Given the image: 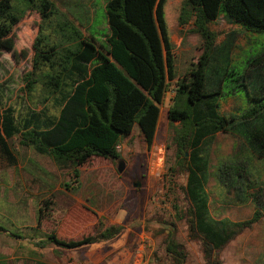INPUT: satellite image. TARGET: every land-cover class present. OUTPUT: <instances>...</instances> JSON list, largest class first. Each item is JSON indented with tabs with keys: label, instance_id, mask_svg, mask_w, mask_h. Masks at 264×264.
Instances as JSON below:
<instances>
[{
	"label": "trees",
	"instance_id": "trees-1",
	"mask_svg": "<svg viewBox=\"0 0 264 264\" xmlns=\"http://www.w3.org/2000/svg\"><path fill=\"white\" fill-rule=\"evenodd\" d=\"M19 1L35 10L43 23L56 16L51 0ZM166 2L107 0L104 10L109 35L103 43L92 36L84 37L71 23L57 28L61 38L56 41L41 29L32 45V71L23 81L28 93L39 83L58 113L51 115L43 107L28 111L18 120L11 106H2L0 94V153L13 163L8 140L19 136L21 146L51 157L61 169L72 168L73 177L78 179V168L93 158H118L116 148L120 140L130 136L134 127H138L150 148L168 83L176 78L173 45L164 18ZM185 4L179 24L192 21L194 33L202 40V54L195 67L177 80L167 111L171 125L177 123L172 138L175 169L186 175L185 186L181 187L185 208L179 217L185 221L188 238L199 242L204 263L223 264V250L260 221L264 182L254 187L255 183L247 177L245 161L220 165L219 183L231 186L238 201L251 200L254 211L241 221L213 218L205 190L209 150L215 135L228 132L264 161V64L256 73H246L252 83L251 94L246 93L249 107L237 120L221 115L220 83L225 70L218 71L220 63H212L217 35L209 23L222 17L264 36V0H185ZM23 14L17 13L13 0H0V54L13 50V29ZM257 61L258 57L251 58L248 65ZM244 88L247 90L246 85ZM262 176L264 180V168ZM64 187L74 191L67 183ZM43 204V209L37 211V227L43 219V210L49 211L52 202L46 200ZM120 231V227L112 226L75 240L61 239L51 232L41 245L51 243L72 250L110 240ZM165 251L176 264H183L184 253L174 242L171 230Z\"/></svg>",
	"mask_w": 264,
	"mask_h": 264
},
{
	"label": "rangeland",
	"instance_id": "rangeland-1",
	"mask_svg": "<svg viewBox=\"0 0 264 264\" xmlns=\"http://www.w3.org/2000/svg\"><path fill=\"white\" fill-rule=\"evenodd\" d=\"M51 1L56 16L43 23L35 10L13 0L17 13L24 14L13 29V50L0 54V94L2 106H11L18 120L28 111L43 107L51 115L58 113L39 83L28 93L23 81L32 71V45L41 29L52 41L61 38L57 28L67 23L77 27L84 37L92 36L99 43L109 35L104 10L107 0ZM184 6L185 0H167L164 6L176 78L168 83L150 148L138 127H134L130 136L120 140L116 148L118 158H93L78 168L79 177L75 179L72 168L61 169L51 157L21 146L19 136L8 140L14 162L10 163L0 153V228L3 229L0 264H9L8 259L13 257L26 264L33 259L49 264H176L165 251L169 230L184 253L183 264H205L199 242L188 238L185 221L179 217L185 208L181 187L185 186L186 175L175 169L172 138L177 123L171 125L167 119L177 80L195 67L202 54V40L194 33L192 21L179 24ZM209 27L217 35L212 63H220L219 68L223 70L218 68V71L225 70L218 112L237 120L250 105L246 93L251 94L252 83L246 73H256L264 64V36L248 32L222 17L210 22ZM254 57L258 61L248 65ZM207 75L211 77V72ZM118 160L124 163L121 174L117 171ZM243 161L250 182L255 183V188L260 187L264 182V161L252 155L235 135L228 132L215 135L209 150L205 187L213 218L241 221L254 211L251 200L238 201L235 190L218 181L220 165ZM66 183L74 191L67 190ZM134 183L139 187H134ZM246 184L245 181L244 189ZM87 198H96L97 208L92 209ZM46 200L52 204L49 211L43 210V219L37 227V211L43 209ZM261 200L264 201V196ZM112 226L120 227V233L88 248L67 250L51 243L41 245L51 232L61 239L75 240ZM7 252L13 255L6 256ZM3 259L7 261L4 263ZM221 259L223 264H264V210L253 228L223 250Z\"/></svg>",
	"mask_w": 264,
	"mask_h": 264
},
{
	"label": "crops",
	"instance_id": "crops-1",
	"mask_svg": "<svg viewBox=\"0 0 264 264\" xmlns=\"http://www.w3.org/2000/svg\"><path fill=\"white\" fill-rule=\"evenodd\" d=\"M159 118H160V116H159ZM86 201L90 204V207L92 208V209H95V208H97V201H96V198H87L86 199ZM71 202H73V200L71 201ZM74 203V202H73ZM73 205V204H72ZM255 226V225H254ZM98 243V242H97ZM97 243H93V244H90V245H86V246H83V247H80V248H77V249H72V250H78V249H83V248H88V247H90V246H93L94 244H97ZM7 255H9L10 257L13 255V253H6V256ZM17 259L18 258H16V257H13V258H9L8 259V261L7 260H5V259H3L2 260V262H4L5 263V261H7V262H9V264H26V263H24L23 261H17ZM28 264H49V263H45V262H42V261H39V260H35V259H33V260H31V262L29 263L28 262Z\"/></svg>",
	"mask_w": 264,
	"mask_h": 264
},
{
	"label": "water",
	"instance_id": "water-1",
	"mask_svg": "<svg viewBox=\"0 0 264 264\" xmlns=\"http://www.w3.org/2000/svg\"><path fill=\"white\" fill-rule=\"evenodd\" d=\"M123 170H124V163L122 161H119L118 160V165H117V171H118V173L121 174ZM133 186L134 187H139V184L138 183H134Z\"/></svg>",
	"mask_w": 264,
	"mask_h": 264
},
{
	"label": "built area",
	"instance_id": "built-area-1",
	"mask_svg": "<svg viewBox=\"0 0 264 264\" xmlns=\"http://www.w3.org/2000/svg\"><path fill=\"white\" fill-rule=\"evenodd\" d=\"M137 256H138V259H140V255H139V254H137Z\"/></svg>",
	"mask_w": 264,
	"mask_h": 264
}]
</instances>
